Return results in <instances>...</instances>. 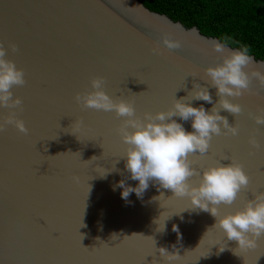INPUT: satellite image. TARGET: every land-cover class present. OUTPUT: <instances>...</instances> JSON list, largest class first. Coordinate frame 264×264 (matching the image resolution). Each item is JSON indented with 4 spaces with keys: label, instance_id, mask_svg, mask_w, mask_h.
Returning <instances> with one entry per match:
<instances>
[{
    "label": "water",
    "instance_id": "95a60500",
    "mask_svg": "<svg viewBox=\"0 0 264 264\" xmlns=\"http://www.w3.org/2000/svg\"><path fill=\"white\" fill-rule=\"evenodd\" d=\"M213 40L221 39L140 0H0V41L25 72L26 83L13 92L23 100L17 115L28 128L0 131V264H166L161 246L179 250L172 264H264V239L255 249L237 248L210 212L189 209L188 198L176 199L171 189L150 181L142 199L134 192L128 202L122 199L112 185L129 175L120 158L127 147L119 133L124 118L76 100L100 76L113 98L134 102L138 115L165 110L175 95H187L194 80L207 84ZM249 55V68L264 72V58ZM209 88L215 102L216 89ZM238 102L241 113L221 114L238 123L239 134L213 135L211 145L230 148L258 182L264 179V125L253 114L264 110V85L254 78ZM9 111L0 108V119ZM185 127L191 130L190 122ZM215 162L201 161L194 169ZM114 164L120 171L102 176ZM244 203L237 197L220 213ZM164 221L165 230L158 231Z\"/></svg>",
    "mask_w": 264,
    "mask_h": 264
},
{
    "label": "clouds",
    "instance_id": "9594fccd",
    "mask_svg": "<svg viewBox=\"0 0 264 264\" xmlns=\"http://www.w3.org/2000/svg\"><path fill=\"white\" fill-rule=\"evenodd\" d=\"M228 41L229 38L224 37L210 42L215 56L204 69L207 84L194 80L187 95L180 98L175 95L165 110L138 115L134 102L122 97L113 98L105 90L104 78L100 76L91 80V90L77 93L76 100L85 107L114 111L118 117L124 118L119 133L127 147L120 158L124 159V171L129 175L112 185L114 191L122 190V199L128 202L133 192L142 199L149 182L153 181L158 187L171 189L175 196L187 197L191 203L189 209L210 212L215 217L214 226L223 231L227 240L237 241V248L243 250L256 248L259 238L264 236V192L248 199L242 207L221 215L220 206L233 204L240 190L249 184L250 177L243 164L236 159L224 163L227 161L224 158L198 171L189 159L192 153H207L213 135H238V123H230L227 116L221 114L222 110L236 116L243 111L237 98L251 90L253 79L264 85V72L249 68L252 58L247 46L234 48ZM165 43L169 48L178 47L177 43ZM10 47L17 50L15 43ZM7 52L4 42L0 41V108L10 110L7 117L0 119V131L13 125L20 132L27 133L25 121L17 115L23 100L13 92L14 86L26 83L25 72L8 58ZM209 85L216 89L218 100L215 102ZM201 100L212 107L209 109L204 104L197 106L194 103ZM253 118L257 125H264V110L253 114ZM185 122H190L191 130L185 127ZM249 142L260 146L255 136H250ZM119 171L114 164L102 176ZM193 176L199 177L197 183L190 180ZM129 179L138 183L132 185L127 182ZM165 228L164 221L158 231ZM173 231L179 233L177 224H173ZM225 248L219 247V250ZM159 253L166 264L180 258L178 249L170 252L161 246Z\"/></svg>",
    "mask_w": 264,
    "mask_h": 264
},
{
    "label": "trees",
    "instance_id": "16d2710c",
    "mask_svg": "<svg viewBox=\"0 0 264 264\" xmlns=\"http://www.w3.org/2000/svg\"><path fill=\"white\" fill-rule=\"evenodd\" d=\"M207 35L229 38L234 47L264 58V0H140Z\"/></svg>",
    "mask_w": 264,
    "mask_h": 264
},
{
    "label": "snow or ice",
    "instance_id": "6c2138e0",
    "mask_svg": "<svg viewBox=\"0 0 264 264\" xmlns=\"http://www.w3.org/2000/svg\"><path fill=\"white\" fill-rule=\"evenodd\" d=\"M204 74H205V76H207L206 73H204ZM188 75H192L193 77H200L198 75L193 74L192 72H188ZM243 98H244V95H242L238 99L242 100ZM144 113L145 112H143V114ZM82 125H83V121L81 120V126ZM190 156L201 158L199 161L198 160L192 161L193 168L200 166L201 161H206L208 159H214L216 161L223 160L224 158H227V161H231L233 159H236L234 156V153L232 152V150L230 148H225L221 151L213 150L212 145H211V141H210V145H209V149H208L207 153H205L203 155H201L200 153H192V154H190ZM259 175L261 177H264V167H262L260 169ZM259 192H264V179H262L258 182H253L250 178L249 184L240 190L238 197L243 202H246L248 199L252 198L254 195H256ZM173 196L176 199L178 198V196H175V195H173ZM262 239H264V236L259 238L258 244H260ZM253 249H255V248H253ZM149 254H151V253H149Z\"/></svg>",
    "mask_w": 264,
    "mask_h": 264
}]
</instances>
